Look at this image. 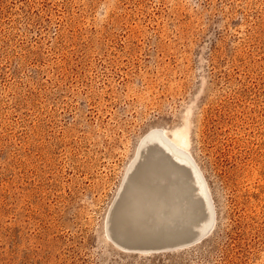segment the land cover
Here are the masks:
<instances>
[{
	"label": "rangeland",
	"instance_id": "rangeland-1",
	"mask_svg": "<svg viewBox=\"0 0 264 264\" xmlns=\"http://www.w3.org/2000/svg\"><path fill=\"white\" fill-rule=\"evenodd\" d=\"M0 264H264V0H0Z\"/></svg>",
	"mask_w": 264,
	"mask_h": 264
},
{
	"label": "bare ground",
	"instance_id": "bare-ground-1",
	"mask_svg": "<svg viewBox=\"0 0 264 264\" xmlns=\"http://www.w3.org/2000/svg\"><path fill=\"white\" fill-rule=\"evenodd\" d=\"M149 143H152V144H154L155 146H156V148L157 149H160L161 151H165L166 152V154H168L170 157H172V158H174V160H175V162H177L178 164H181L182 166H184L185 168H187L189 171H190V174H191V179L194 181V183H195V185H197V186H195V189L197 190V191H199V193H200V201H201V203H202V207H203V209L205 210V214H206V219L204 220V225L203 226H201L200 227V229H201V231L197 234V236L195 237V238H199V237H201L202 235L201 234H203L204 232H205V230H207L206 228L208 227V226H210L211 225V223H212V221H214L215 219V209H214V203H213V200H212V197H211V194H210V191H209V188H208V185H207V182H206V180H205V178H204V176H203V173H202V171H201V169H200V167L198 166V164L196 163V161H195V159L193 158V156H192V154L186 149V148H184L181 144H179L177 141H175L174 139H172L171 137H169L168 135H167V133L165 132V130L163 129V128H161V127H153V128H151V129H149V130H147L141 137H140V139H139V144H138V148H137V152H136V155H135V157H134V160H133V165H134V163L137 161V164L140 162L141 163V157L144 155V152H143V148L145 147V146H147L148 147V145H149ZM147 147H146V150H149V148L150 149H152V151H153V148H154V146L152 145L151 147L149 146V148L147 149ZM154 150H156V149H154ZM145 151V150H144ZM148 152H151V151H148ZM152 153V152H151ZM154 153V152H153ZM162 157V156H161ZM143 158H145V156H143ZM142 158V159H143ZM157 158V157H156ZM153 160V159H152ZM152 162V161H151ZM157 163H158V161H157ZM157 163L155 162L154 164H156L157 165ZM146 164V163H145ZM156 165H155V168H156ZM136 166L137 165H135V168H136ZM146 166V165H145ZM131 167H132V165H131ZM147 168V167H146ZM154 168V169H155ZM136 170V169H135ZM148 170V172H149V169H147ZM150 170H151V168H150ZM153 172H154V170H152ZM152 171H150V172H152ZM142 172H144V171H142ZM150 172L149 173H147V175L148 176H150ZM146 173V172H145ZM155 173V172H154ZM142 176H144L143 174H141ZM153 175V174H152ZM146 176V175H145ZM155 176V175H154ZM132 177V176H131ZM140 178V177H139ZM146 178H148V177H146ZM151 178V177H150ZM129 179V176L127 177V180ZM132 179V178H131ZM141 179H142V177H141ZM126 180V181H127ZM134 181H135V179H133ZM130 181V180H129ZM138 181H140V180H138ZM150 181H151V179H150ZM132 183H133V181H131ZM141 182V181H140ZM148 182H149V178H148V181L147 182H145L148 186H150L149 184H150V182H149V184H148ZM137 183H139V182H137ZM144 183V184H145ZM142 182H141V185H144ZM140 185V184H139ZM159 184H157V186H158ZM132 186V185H131ZM131 186H130V189H131ZM125 187V186H124ZM159 187H161V186H159ZM135 188V187H134ZM134 188H132L131 190H133ZM138 188H139V186H138ZM148 188V187H147ZM147 188H146V190H144L145 189V186H144V188H140V189H142L143 191H144V193H146L147 192ZM152 188H155L156 189V187H152ZM152 188H149L148 190H152V191H156V190H153ZM158 188V187H157ZM127 189H129V188H127ZM159 189V188H158ZM123 190H124V188H122V191L120 192V193H122L123 192ZM136 190V189H135ZM138 190V189H137ZM150 190V191H151ZM149 191V192H150ZM151 191V192H152ZM126 193H125V195L127 196V190L125 191ZM148 192V193H149ZM150 192V193H151ZM131 193V192H130ZM135 193V192H134ZM138 193H140V195H142L141 194V192H140V190H139V192ZM135 195V194H134ZM137 195V194H136ZM139 195V196H140ZM148 195V194H147ZM126 196H124V199H125V197ZM138 196V197H139ZM128 197H131L130 195H128ZM142 197V196H141ZM150 197V196H149ZM143 198V197H142ZM209 198H210V200H209ZM127 199V198H126ZM140 199V198H139ZM144 199V198H143ZM142 199V200H143ZM153 199V198H152ZM151 199V200H152ZM147 202H149V201H147ZM146 202V203H147ZM149 203H151V202H149ZM212 204V205H211ZM155 205V204H154ZM153 205V206H154ZM130 206V205H129ZM133 207V206H132ZM151 207V206H150ZM112 209H113V207H112ZM132 209V208H131ZM152 209V208H151ZM154 209H156V208H154ZM153 209V210H154ZM212 210H213V212H212ZM157 211V210H156ZM130 212V211H129ZM132 212V211H131ZM157 212H161L160 210L159 211H157ZM113 213V212H112ZM125 213V212H124ZM114 214V213H113ZM113 214H112V216H113ZM123 213H121L120 215H122ZM126 215H127V213H126ZM129 215V214H128ZM119 216V215H118ZM110 217V216H109ZM108 217V218H109ZM121 218H122V216H120ZM112 218V217H111ZM118 219H120V218H118ZM122 219H124V218H122ZM125 219H127L128 220V218H125ZM116 220V219H115ZM114 220V221H115ZM117 221V220H116ZM121 221H123V220H121ZM111 224V223H110ZM121 227H123L122 225H121ZM120 227V228H121ZM115 228V227H114ZM123 228H125V227H123ZM127 228V227H126ZM125 228V229H126ZM131 228H133L132 226H131ZM135 228V227H134ZM107 229H108V227H107ZM124 229V230H125ZM109 230V229H108ZM121 230V229H120ZM118 234V233H117ZM194 240V239H193ZM192 240V241H193ZM191 242V241H190ZM140 250H143V251H159V250H161V249H155V250H148V249H144V248H139ZM139 249H137V250H139ZM129 250V249H128ZM132 251H135V250H132ZM137 252V251H136Z\"/></svg>",
	"mask_w": 264,
	"mask_h": 264
},
{
	"label": "water",
	"instance_id": "water-1",
	"mask_svg": "<svg viewBox=\"0 0 264 264\" xmlns=\"http://www.w3.org/2000/svg\"><path fill=\"white\" fill-rule=\"evenodd\" d=\"M158 152H159V155L162 156L166 162L171 165L172 167L176 168V169H179V170H182L184 171L186 174H187V181H186V186L188 187V189L190 190V192L192 193V195L194 197H196L195 194V191L193 189V186H194V183L193 181L191 180V174H190V171L185 168L184 166H182L181 164H178L177 162H175L174 158L170 157L168 154H166L165 151H161L160 149H158ZM130 178V176H129ZM127 180V179H126ZM125 180V181H126ZM125 183V184H124ZM123 183V192L120 194V196L118 197L117 201L115 202V206L117 207L118 205L120 206L121 204H126V203H137L139 201V198L138 196L136 195H132L129 199H124V195H125V191H126V188L128 186V183H129V179ZM125 186V187H124ZM200 202V208L202 209V211L204 212V209L202 207V203L201 201L199 200ZM189 231H190V234H192L193 237L196 236V233H195V229L193 227L189 228ZM115 238V237H114ZM116 241L121 244V246H123V248L125 249H129V250H137L139 249L140 247H138L139 245H136L134 243H130V242H127L125 241V239L122 237L120 238H116ZM184 245V244H183ZM173 247V246H172ZM144 249H148V250H155V249H161V248H155L153 247V245H147L146 247H144Z\"/></svg>",
	"mask_w": 264,
	"mask_h": 264
}]
</instances>
